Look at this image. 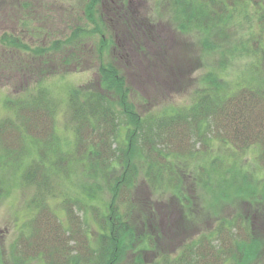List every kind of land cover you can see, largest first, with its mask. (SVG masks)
Here are the masks:
<instances>
[{
    "label": "trees",
    "instance_id": "16d2710c",
    "mask_svg": "<svg viewBox=\"0 0 264 264\" xmlns=\"http://www.w3.org/2000/svg\"><path fill=\"white\" fill-rule=\"evenodd\" d=\"M82 1L85 18L91 20L94 29L87 25L73 27L71 38L74 39L71 43L68 39L70 50L77 47L72 46L74 40L97 35L106 25L105 15L100 12L104 0ZM123 1L130 7L129 0H121V5ZM162 5L171 6L173 20L182 31H196L200 46L220 56L221 67L214 66L203 75L188 103L165 106L142 116L128 101L129 86L123 89L125 76L119 75L120 70L111 62L99 67L95 88L70 87L59 97L39 84L26 95L4 102L13 114L0 119V170L22 166L23 180L35 189L31 199L35 213L25 232L12 244L13 264L37 258L45 264H118L130 249L132 225L128 220L129 210L122 213L116 202L122 198L129 202L127 194L131 188L135 189L140 176L154 193L172 191L173 196L181 199L178 202L183 210L188 202L183 195L188 178L209 188H213L212 178L222 186L226 184L222 174L227 171L223 169L230 155L227 150L238 158L258 147L257 163L264 171V0H167ZM148 22L141 26L143 31L151 24ZM133 23L134 27L139 24L137 20ZM9 37L12 36L5 33L1 39ZM217 38L224 40L213 41ZM232 38L237 42H227ZM52 43L51 47L39 45L37 52L63 53L60 58L68 64L69 58H64V52L60 51L67 49L66 42ZM112 43L113 39L106 47L108 51ZM13 56L11 52L6 54L9 59ZM6 57L0 53L2 76L1 65ZM224 57L244 61L231 79L222 71L227 68ZM62 106H67L73 131L70 143L56 127V116ZM215 147L223 152L217 154ZM74 162L77 166L86 164L87 177L96 179L100 175L105 180L111 192L107 214L89 203L96 188L93 183L78 178L77 195H69L67 190L57 192V187H70L66 179ZM212 172L218 175H211ZM247 174H243L241 184L234 183L239 192L245 190L247 182L254 181ZM72 181L75 182L74 178ZM227 183L224 191L233 185ZM254 187H247L249 194L256 191ZM59 193L63 196L68 225L48 201ZM74 204L86 211L92 208L96 216L101 215L103 232L97 245L92 244L86 223L76 213ZM243 217L221 219L211 234L193 237L174 252L162 251L156 264H250V258L264 247L260 234L262 222L254 221L260 215ZM241 231L243 237L238 235ZM149 236L145 237V244L153 245L155 241ZM7 261L0 249V264ZM134 264L145 263L139 257Z\"/></svg>",
    "mask_w": 264,
    "mask_h": 264
},
{
    "label": "rangeland",
    "instance_id": "374dc122",
    "mask_svg": "<svg viewBox=\"0 0 264 264\" xmlns=\"http://www.w3.org/2000/svg\"><path fill=\"white\" fill-rule=\"evenodd\" d=\"M120 1L104 0L100 12L105 15V27L97 35L77 38L72 45L77 47L70 50L68 39L70 43L74 39L71 38L73 27L87 25L94 29L91 20L86 19L84 1L0 0V53H4L5 57L7 52L14 55L13 59L6 57L1 65L3 76L0 75V119L9 115L12 117L13 114L4 102L26 95L39 84L47 86L59 97H63L70 87L88 85L95 88L99 67L109 62L120 70L119 75L125 76L123 89L129 86L128 101L135 105L142 116L157 112L165 106L188 103L195 89L201 84L203 75L214 66L221 67L218 64L219 54L209 53L204 46H200V35L196 31H182L178 27V22L173 20L175 18L171 6L162 5V2L167 4V0H129L130 7L124 5L126 1L122 2V6ZM98 13L99 10L97 15ZM134 20L139 23L135 27ZM148 21L151 24L143 31L142 27L146 22L148 25ZM5 33L12 37L2 40ZM112 39L114 43L108 51L106 47ZM11 40L16 43L10 42ZM55 40L66 42L67 49L60 51L64 52V58H69L68 64L60 58L63 53L53 54V50H50L47 55H40L37 52L39 45L51 47ZM222 40L224 39H213L217 42ZM227 42L236 43L237 40L232 38ZM243 62L242 58L224 57L227 68L222 71L226 72V78L231 79ZM56 127L67 143L73 141L67 106L60 107L56 116ZM226 149L228 148L224 150ZM257 149L254 146L238 158L232 156L231 150H227L230 155L223 167L224 171L227 169L226 174H222L226 183L224 186L213 178V188L197 184L195 180L188 178L183 192L188 200L184 204L185 210L184 206L181 209L182 205L178 202L180 198L173 196L172 191L154 193L144 177L140 176L135 189L131 188L127 194L129 202L123 201V198L116 202L122 213L129 210L128 220L132 225L130 249H125L126 252L124 251L125 254L118 264H134L139 257L145 264H156L162 251L174 252L193 237L211 234L221 219H243L247 214L255 218L261 216L260 219L253 220L262 222L260 234L264 238V171L257 163ZM214 151H219L217 154L223 152L218 147ZM73 165L66 179L70 187H57V192L67 190L69 195H77L80 189L77 185L78 178L93 183L96 188L89 203L100 209L101 213L107 214L111 192L105 185V180L100 175L96 179L87 177L86 164L77 166L74 162ZM231 166L233 169H230ZM244 173L251 174L254 179L246 184L247 187L255 186L256 191L253 194H249L247 187L239 192L234 185L243 182ZM22 175V166H8L7 170H0V249L3 258L6 261L8 259L6 264H13L10 261L12 244L25 232L26 225L35 213L31 204L35 189L27 185ZM211 175L218 174L212 172ZM227 181L233 185H228V190L224 191ZM62 197L59 193L49 197L48 201L53 211L68 225ZM74 208L79 217L84 219L92 244L97 245L103 232L100 225L101 215L96 216L92 208L86 211L75 204ZM182 212L189 216L185 217ZM179 218L182 219L181 226L178 225ZM149 235L155 241L153 245L145 244ZM238 235L243 237L244 233L241 231ZM22 264L45 262L37 258ZM250 264H264V247L256 256L250 258Z\"/></svg>",
    "mask_w": 264,
    "mask_h": 264
}]
</instances>
